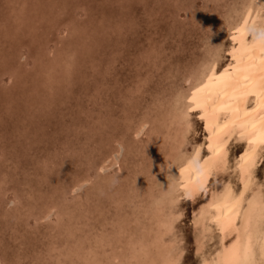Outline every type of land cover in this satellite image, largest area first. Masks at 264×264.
Listing matches in <instances>:
<instances>
[{
    "label": "rangeland",
    "instance_id": "rangeland-1",
    "mask_svg": "<svg viewBox=\"0 0 264 264\" xmlns=\"http://www.w3.org/2000/svg\"><path fill=\"white\" fill-rule=\"evenodd\" d=\"M242 2L0 0V264H136L124 247L127 233L152 223L143 209L163 180L158 163L175 129L168 104L220 34L229 45ZM197 115L174 134L183 152L202 141L205 154ZM230 145L232 161L242 147ZM263 169L262 152L259 179ZM212 175L214 190L235 176ZM201 193L175 201L179 215L164 231L177 264H200L218 245L211 221L202 233L195 223Z\"/></svg>",
    "mask_w": 264,
    "mask_h": 264
},
{
    "label": "bare ground",
    "instance_id": "bare-ground-1",
    "mask_svg": "<svg viewBox=\"0 0 264 264\" xmlns=\"http://www.w3.org/2000/svg\"><path fill=\"white\" fill-rule=\"evenodd\" d=\"M241 5L238 19L229 23L234 30L229 45L222 49L224 34H220L213 55L199 69L196 65L188 90L177 91L168 104L170 124L177 131L180 125L183 133L190 128L189 113L198 112L206 153H201L202 141L183 152L184 137L175 136L173 130L164 160L158 163L163 180L148 196L150 208L143 209L152 223L141 224L134 237L132 232L127 233L129 247L124 249L136 257V264L146 263L145 258L151 260L150 264H177L181 253L176 245H166L164 231L179 215L173 207L175 201L182 196L194 199L201 192L208 195L195 215V223L202 233L210 228L211 221L219 241L213 254L202 256L200 264H264V169L263 179L255 174L264 153V0H243ZM222 52L230 59L217 70ZM231 142H239L242 147L232 161L228 158ZM229 168L235 176L215 190L209 188L211 175ZM152 185L158 184L153 181ZM116 249L110 251L113 258L119 257Z\"/></svg>",
    "mask_w": 264,
    "mask_h": 264
},
{
    "label": "snow or ice",
    "instance_id": "snow-or-ice-1",
    "mask_svg": "<svg viewBox=\"0 0 264 264\" xmlns=\"http://www.w3.org/2000/svg\"><path fill=\"white\" fill-rule=\"evenodd\" d=\"M217 152H219V149H217Z\"/></svg>",
    "mask_w": 264,
    "mask_h": 264
}]
</instances>
